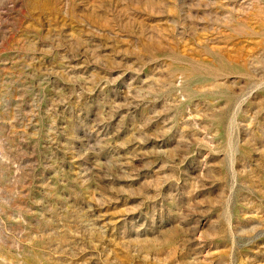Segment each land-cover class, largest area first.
I'll return each mask as SVG.
<instances>
[{
	"label": "rangeland",
	"instance_id": "374dc122",
	"mask_svg": "<svg viewBox=\"0 0 264 264\" xmlns=\"http://www.w3.org/2000/svg\"><path fill=\"white\" fill-rule=\"evenodd\" d=\"M0 264H264V0H0Z\"/></svg>",
	"mask_w": 264,
	"mask_h": 264
}]
</instances>
